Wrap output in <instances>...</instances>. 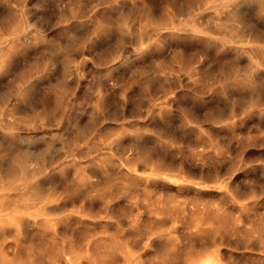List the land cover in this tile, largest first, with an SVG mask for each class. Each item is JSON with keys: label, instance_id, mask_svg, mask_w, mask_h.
<instances>
[{"label": "rangeland", "instance_id": "374dc122", "mask_svg": "<svg viewBox=\"0 0 264 264\" xmlns=\"http://www.w3.org/2000/svg\"><path fill=\"white\" fill-rule=\"evenodd\" d=\"M262 49L264 0H0V264H264Z\"/></svg>", "mask_w": 264, "mask_h": 264}, {"label": "bare ground", "instance_id": "6f19581e", "mask_svg": "<svg viewBox=\"0 0 264 264\" xmlns=\"http://www.w3.org/2000/svg\"><path fill=\"white\" fill-rule=\"evenodd\" d=\"M259 1H260V0H259ZM102 11H103V10H102ZM119 13H120V12H119ZM219 13H220V12H219ZM220 14H221V13H220ZM105 15H106V14H105ZM105 15H104V16H105ZM108 15H109V14H108ZM222 18H223V16H222ZM224 18H225V17H224ZM95 19H96V18H95ZM225 19H227V18H225ZM217 20L220 21L219 18H218ZM217 20H216V21H217ZM221 20H222V19H221ZM235 20H238V19H235ZM112 21H113V20H112ZM218 21H217V22H218ZM224 23H226V22H224ZM227 23H229V22H227ZM215 24H216V22H215ZM221 24H222V22H221ZM221 24H220V25H221ZM225 25H226V24H225ZM225 25H224V26H225ZM224 26H223V27H224ZM194 27H195V26H194ZM218 27H221V26H219V22H218ZM224 28H225V27H224ZM227 28H228V27H227ZM206 29H207V28H206ZM224 30H226V28H225ZM227 30H228V29H227ZM227 30H226V31H227ZM228 31H229V30H228ZM82 32H83V30H82ZM249 32H250V31H249ZM231 33H232V32H231ZM229 34H230V33H229ZM74 41H75V40H74ZM260 49H261V48H260ZM255 50H256V49H255ZM262 50H264V49H262ZM259 52H260V51H259ZM259 52H258V53H259ZM0 53H1V52H0ZM260 54H261V53H260ZM254 55H255V54H254ZM233 63H234V62H233ZM237 69H238V68H237ZM247 73H248V71H247ZM247 73H245V74H247ZM262 75H264V74H262ZM253 78H254V77H253ZM260 79H261V78H260ZM261 80H262V79H261ZM250 83H251V82H250ZM261 88H262V87H261ZM250 89H251V88H250ZM236 95H237V93H236ZM244 101H245V100H244ZM9 143H10V142H9ZM9 145H10V144H9ZM11 145H12V144H11ZM14 146H15V145H14ZM8 147H9V146H8ZM8 149H9V148H8ZM13 149H14V148H13ZM24 150H25V149H24ZM24 150H23V151H24ZM17 151H20V150L18 149ZM17 151H16V152H17ZM6 152H9V150H6ZM24 152H25V151H24ZM10 153H11V152H10ZM35 153H36V152H35ZM14 154H17V153H14ZM14 154H13V156H14ZM9 155H11V154H9ZM13 156H12V157H13ZM10 158H11V156H10ZM14 158H15V156H14ZM25 161H26V160H23L22 163H21V162L16 163V161H15V165H16V167H17V165H20V168H21L20 171H19V173L16 172V173H17V177H18L17 179H21V176H23V172H24V170H23V169H24V166H23V165L25 164ZM10 163H11V161H10ZM8 164H9V163H8ZM2 165H3V164H2ZM4 165H6V164H4ZM11 165H12V164H11ZM27 165H28V164H27ZM12 166H13V165H12ZM13 167H14V166H13ZM3 168H4V167H3ZM14 168H15V167H14ZM18 168H19V167H18ZM8 169H9V168L7 167V170H8ZM27 169H28V168H27ZM10 170H11V168H10ZM15 170H16V169H15ZM15 170H14V171H15ZM8 171H9V170H8ZM17 171H18V170H17ZM27 171H28V170H27ZM5 173H6V171H5ZM31 173H33V172H31ZM31 173L29 172V174H31ZM6 174H7V173H6ZM10 174H11V172H10ZM10 174H9V175H10ZM29 174H28V175H29ZM26 175H27V174H26ZM12 176H13V175H12ZM12 176H11V177H12ZM4 177H5V176H4ZM11 177H9V178L11 179ZM23 177H24V176H23ZM15 178H16V177H15ZM13 179H14V178H13ZM22 179H23V178H22ZM20 181H21V180H20ZM23 181H24V180H23ZM23 181H22V182H23ZM6 182H8V181H6ZM18 182H19V181H18ZM14 183H15V182H14ZM18 184H20V183H18ZM9 185H11V184H9ZM19 186H20V185H19ZM4 188H5V187H4ZM47 188H48V187H47ZM33 191L36 192V188H34ZM3 194H4V193H3ZM3 194H1V195H3ZM7 194H8V193H7ZM7 194H6V193L4 194L5 197H6ZM20 194H21V193H20ZM1 195H0V196H1ZM9 195H10V194H9ZM13 195H14V194H12V197H13ZM22 196H23V195H22ZM24 196H25V195H24ZM10 197H11V196H10ZM10 197H9V198H10ZM12 197H11V198H12ZM15 197H16V196H15ZM3 198H4V197H3ZM22 198H23V197H22ZM5 199H6V198H5ZM8 200H9V199H8ZM5 201H6V200H5ZM14 202H15V201H14ZM9 203H10V202H9ZM12 203H13V202H12ZM12 203H11V204H12ZM23 204H24V203H23ZM31 205H32V201H31ZM7 207L9 208V205H8ZM1 210H2V209H1ZM1 210H0V213H1ZM5 210H6V209H5ZM2 214H3V213H2ZM2 214H0V219L4 218L5 216H6V217H9V216H7V215H4V214L2 215ZM15 215L17 216V218H19V220H23V218H22L19 214H15ZM7 231H8V230H7ZM7 231H6V232H7ZM34 231H36V230H34ZM29 235H30V234H29ZM4 236H5V235H4ZM33 237H34V234H33ZM2 240H3V239H2ZM37 241H38V239H37ZM38 242H39V241H38ZM40 242H41V240H40ZM40 242H39V243H40ZM44 242H46L45 239H44ZM39 243H38V244H39ZM41 243H42V242H41ZM46 243H47V242H46ZM43 245H44V244H43ZM37 246H38V245H37ZM40 246H41V245H40ZM46 246H47V245H46ZM38 247H39V246H38ZM44 247H45V246H44ZM50 247H51V249H52V245H51ZM59 247H60V246H59ZM19 248H20V247H19ZM42 248H43V247H42ZM60 248H61V247H60ZM60 248H59V249H60ZM29 249H31V247H30V248H27V250H29ZM39 249H40V248H39ZM39 249H38V251H39ZM31 250H32V249H31ZM45 250H46V249H45ZM53 250H54V249H53ZM55 250H57V249H55ZM41 251H42V250H41ZM70 251H71V250H70ZM17 252H18V251H17ZM56 252H57V251H56ZM13 253H14V252H13ZM40 253H41V252H40ZM45 253H46V252H45ZM47 253H48V252H47ZM50 253H51V252H50ZM32 258H33V256H32ZM44 258H45V257H44ZM50 258H51V257H50ZM71 258H72V257H71ZM66 259H67V258H66ZM0 260H1V259H0ZM31 260H32V259H31ZM69 261H70V260H69ZM71 261H72V260H71ZM15 262H16V261H15ZM67 262H68V261H67ZM0 263H1V261H0ZM12 263H14V262H12ZM9 264H10V262H9ZM38 264H39V263H38Z\"/></svg>", "mask_w": 264, "mask_h": 264}]
</instances>
